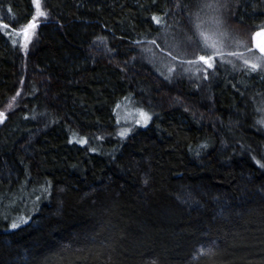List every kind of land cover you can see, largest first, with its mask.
<instances>
[{
    "label": "trees",
    "instance_id": "1",
    "mask_svg": "<svg viewBox=\"0 0 264 264\" xmlns=\"http://www.w3.org/2000/svg\"><path fill=\"white\" fill-rule=\"evenodd\" d=\"M41 3L24 53L9 29L32 0H0V213L46 195L17 228L0 218V264H264V79L238 56L264 0ZM210 23L227 45L206 77L141 55ZM126 96L152 118L118 138Z\"/></svg>",
    "mask_w": 264,
    "mask_h": 264
},
{
    "label": "rangeland",
    "instance_id": "2",
    "mask_svg": "<svg viewBox=\"0 0 264 264\" xmlns=\"http://www.w3.org/2000/svg\"><path fill=\"white\" fill-rule=\"evenodd\" d=\"M206 5H207L206 6L207 8H206L203 15H205L209 12H213L212 8H215L212 3H207ZM201 6H202V3H201ZM34 11H35V9H34ZM23 27L19 30H22ZM204 29H206L205 33L210 38V42L213 40L217 42V48H218L219 52H221V50H224L227 44L220 42V33H219L218 29L216 28V24L210 23ZM9 30L11 31L10 34L11 33H14V35L18 34L16 30L14 31V29H9ZM193 31L195 33H193L191 36L192 37L191 42H189L187 38H185L184 40L178 39L181 37V34H182L181 30L175 31L174 33L171 34L172 41L174 42V44L167 43L166 42L167 39L165 38V36H163L164 37L163 41L166 42L164 44V49L159 48L160 46L158 45V42L156 41V43H155L156 48H159V51L162 52L163 55H165V56H163L162 54H157L158 51L153 49V48H155L154 45H151L149 49L147 47L144 48V46L141 47V49H140L141 55L147 63H150V64L155 63L156 65L160 66L161 70L162 69L164 70V68H168L167 72H169V68H170L171 70L176 71V74L187 75L189 78H191L193 80H199L200 78H202V75L204 77H206V74L208 71L207 66L204 65L202 62H199L197 60L198 54H196L195 56H191L192 54H194L195 51H196V53L200 52L201 48L197 45V43H200L203 41H202V39H199L197 35H199L198 32L202 31V29L201 28L197 29V27H196L195 29H193ZM203 32H204V30H203ZM7 34H8V31H7ZM165 35H168V33ZM196 36H197V38H195ZM21 38H22V36H21ZM185 43L188 46H186ZM176 45H179V46L176 47ZM195 45H197V46L195 47ZM27 48H28V46H27ZM165 49H168L170 52H172V54L174 56H176L177 59H173L172 56L168 55V53L166 54ZM26 51H27V49L25 50V48L23 47V52L25 53ZM151 51H152V53H151ZM207 51L209 52V54H211L212 50L208 49ZM238 53H240L238 55L239 59L241 60V62L244 65H246V67L252 69L250 67V64H252V63L259 64V67L257 69H255V70L252 69V70L255 73L257 72L256 73L257 75H258V73L262 74V76H259V77H262L264 79V55H260L252 49L251 44H250V38H249V43L247 42L246 44L241 45L240 51H238ZM153 54H157V55H153ZM166 55H168V56H166ZM219 57H220V55L217 56L216 58H219ZM155 59H156V61H155ZM171 59H172V61H171ZM217 60H218L217 64H223L219 59H217ZM245 60H247L249 63L245 64V62H244ZM188 61H196V62L189 64ZM228 62L229 61H226V63H228ZM263 103H264V100H263ZM114 108H115L114 109L115 121L118 124L117 125V127H118L117 128V137L118 138H122L125 135H129L132 131H134L137 128L145 127L150 122V120L152 118V114L150 112H148L145 109L137 106L133 102L131 97H129V96L123 97L119 101L117 106H114ZM141 112L147 114V116L149 117V119H147V121H145L144 119L141 118V115H140ZM263 113H264V111L262 112V115H264ZM262 122H264V117L262 119ZM121 133H124V135H121ZM38 189L36 188L33 191L23 189L19 192V194H17L14 197L11 205H3L2 211L0 213V218L2 219V221L6 220V219H10L11 220L9 222L10 227L14 223L17 225H20L22 223L27 222L28 218L38 208V206L42 203V201L44 200V198L46 196L43 191L42 192L37 191ZM5 197H6L5 195H2L1 198H5ZM23 200H25L27 202L25 203V202H23ZM22 204L24 205L23 206L24 208L19 210L18 207H20ZM16 208H18V211H15Z\"/></svg>",
    "mask_w": 264,
    "mask_h": 264
},
{
    "label": "snow or ice",
    "instance_id": "3",
    "mask_svg": "<svg viewBox=\"0 0 264 264\" xmlns=\"http://www.w3.org/2000/svg\"><path fill=\"white\" fill-rule=\"evenodd\" d=\"M33 6H34V14L31 18V20L23 27L22 30H17L18 35L22 36V46L25 48V50L27 49L28 44L31 42L32 36L35 33L36 28L38 27V21L41 18H46L47 17V12L44 11L43 7H42V3L41 0H32ZM153 21L157 24L160 23L159 18H157L156 16H153ZM0 27L4 28V29H8L10 27L9 24L7 23H2L0 22ZM197 29H199V25H196ZM264 35V29H261L260 32L256 33V36H261ZM199 36L201 37L202 41H203V47L201 48V52H203L204 54L198 55L197 60L199 62H202L204 65L207 66V68L211 69L214 67V63L216 60V57L219 55H222V53L219 52L218 48H217V42L216 41H211L210 42V38L208 37V35H206L205 32L200 31L199 32ZM188 41L191 42L192 41V37L189 36L187 37ZM255 39V38H254ZM15 43V41H14ZM153 44L156 43V41H152ZM179 45H176V47H178ZM255 47L262 53L264 54V43H256ZM208 49H211V54H209V52L207 51ZM234 54V53H233ZM169 56H172L173 59H177L176 56H174L172 54V52H168ZM196 61H188L189 64L191 63H195ZM245 64H248L249 62L247 60L244 61ZM250 67L255 70L259 67V64L257 63H252L250 64ZM19 95V93H17V96ZM141 118L144 119L145 121H147V119H149V117L147 116V114L141 112L140 113ZM4 117V113H0V119H2ZM121 135H124V133H121ZM262 167H264V164L261 165ZM13 229L17 228L18 225L17 224H12L11 226Z\"/></svg>",
    "mask_w": 264,
    "mask_h": 264
},
{
    "label": "water",
    "instance_id": "4",
    "mask_svg": "<svg viewBox=\"0 0 264 264\" xmlns=\"http://www.w3.org/2000/svg\"><path fill=\"white\" fill-rule=\"evenodd\" d=\"M261 29H264V26H260V27H257L256 29H254V31L251 33L250 35V44H251V47L252 49L260 54V55H264L262 54L256 47H255V44L256 43H264V35H261V36H256V33L257 32H260ZM255 38V39H254Z\"/></svg>",
    "mask_w": 264,
    "mask_h": 264
}]
</instances>
